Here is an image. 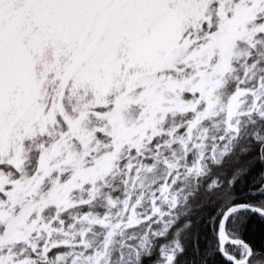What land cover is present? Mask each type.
Wrapping results in <instances>:
<instances>
[{
  "label": "snow or ice",
  "instance_id": "6c2138e0",
  "mask_svg": "<svg viewBox=\"0 0 264 264\" xmlns=\"http://www.w3.org/2000/svg\"><path fill=\"white\" fill-rule=\"evenodd\" d=\"M253 217L264 0H0V264H264Z\"/></svg>",
  "mask_w": 264,
  "mask_h": 264
},
{
  "label": "trees",
  "instance_id": "16d2710c",
  "mask_svg": "<svg viewBox=\"0 0 264 264\" xmlns=\"http://www.w3.org/2000/svg\"><path fill=\"white\" fill-rule=\"evenodd\" d=\"M256 171H259L257 169ZM256 171L252 173L248 179H252L256 175ZM243 187V185H242ZM264 234V222L258 220L257 218L253 217L249 220L248 229L246 235L254 240L255 242L259 243L261 235ZM201 247L203 249V240L201 241ZM189 259H191V252H189ZM213 264H221V260L219 257L214 258Z\"/></svg>",
  "mask_w": 264,
  "mask_h": 264
}]
</instances>
